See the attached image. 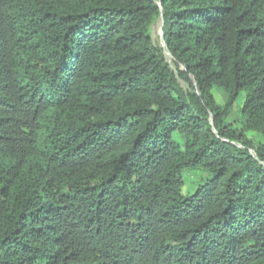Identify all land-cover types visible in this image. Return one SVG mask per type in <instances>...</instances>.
Instances as JSON below:
<instances>
[{"label": "trees", "instance_id": "obj_1", "mask_svg": "<svg viewBox=\"0 0 264 264\" xmlns=\"http://www.w3.org/2000/svg\"><path fill=\"white\" fill-rule=\"evenodd\" d=\"M250 133L264 0H0V264H264Z\"/></svg>", "mask_w": 264, "mask_h": 264}, {"label": "rangeland", "instance_id": "obj_2", "mask_svg": "<svg viewBox=\"0 0 264 264\" xmlns=\"http://www.w3.org/2000/svg\"><path fill=\"white\" fill-rule=\"evenodd\" d=\"M152 36H153L154 42L164 49L166 58L170 60V55L165 47L164 40H163L162 20L157 21V23L153 27ZM181 85L183 88H187V85L185 83H181ZM214 96L219 105L224 104V98H223L222 91L215 89ZM243 101H244V98L241 96L234 106L232 116L228 119L229 122H231L232 120H237L239 118V107L242 106ZM248 136L249 138H252L256 141H264L263 137L256 136L253 133H250ZM184 180H185V187L183 189V195L187 196L194 192V190L198 186V183L196 182L197 179H193L189 174L184 175Z\"/></svg>", "mask_w": 264, "mask_h": 264}]
</instances>
